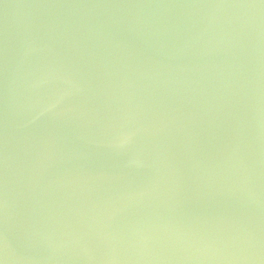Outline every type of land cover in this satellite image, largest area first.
<instances>
[{"label": "water", "instance_id": "95a60500", "mask_svg": "<svg viewBox=\"0 0 264 264\" xmlns=\"http://www.w3.org/2000/svg\"><path fill=\"white\" fill-rule=\"evenodd\" d=\"M0 264H264V0H0Z\"/></svg>", "mask_w": 264, "mask_h": 264}]
</instances>
